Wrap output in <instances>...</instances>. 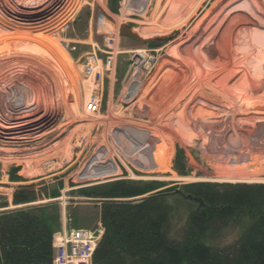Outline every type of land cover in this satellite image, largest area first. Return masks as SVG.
<instances>
[{
    "label": "rangeland",
    "instance_id": "obj_1",
    "mask_svg": "<svg viewBox=\"0 0 264 264\" xmlns=\"http://www.w3.org/2000/svg\"><path fill=\"white\" fill-rule=\"evenodd\" d=\"M213 1L205 0L195 15L190 14L195 2L187 3L181 8V15L174 16L169 12L171 0H81L79 9L60 33L68 43L70 64L62 57L56 63L45 53L19 54L23 65L32 68L28 64L31 61L38 65L33 66V73L19 76V81L32 90L31 108L52 111L54 126L72 122L60 136L31 153L30 165L0 155V204H7L0 211L54 201L60 207L63 229L76 220L80 227L96 230L100 202L81 196L78 190L82 187L116 179L142 186L157 183V189L130 198L135 202L191 183L227 187L264 184V122L258 118L264 114L252 112L256 105L264 111V0H241L232 5L239 8L234 16L244 13L257 29L242 38L248 44L233 45L234 55H224L212 45H207L203 53L192 49L194 59L187 57L184 63L190 84L195 87L194 98L193 92L181 98L172 88L169 68L173 66L165 59L174 55L173 40L183 30L191 29ZM4 14L0 5V19ZM182 16L188 23L179 28L177 25L184 23ZM122 24L154 40L143 44L123 36ZM110 33L115 36V46L113 61L107 69L106 35ZM239 35L237 40L241 39ZM93 54L99 61L93 62L92 72L87 73L84 67ZM221 57V66L213 67L211 63ZM245 69L257 78L256 86L263 84L261 88L257 86L260 90L254 85L248 87L243 80L234 83ZM215 72L220 79L235 75L234 81L229 82L230 90L226 89L225 79H219L217 86L208 84L210 74ZM32 76L37 79H31ZM261 96L263 100L257 99ZM93 97L99 102L95 112L86 105ZM175 100L177 104L172 105ZM188 103L185 113L180 114ZM240 106L247 110L238 112ZM69 112L77 115L74 121ZM121 120L142 130L149 127L157 130L159 126L160 133L151 144L148 142L151 136L124 128L118 123ZM147 143L151 156L142 152L143 144ZM112 152L119 155L118 172L92 175L93 171L111 165ZM156 157L164 160L168 172L159 173ZM145 162H150L151 167L147 168ZM153 168L154 172L148 171ZM23 186L36 192L37 199L15 205L14 194ZM51 191L59 192V196L47 197ZM178 206L169 226L174 238L180 237L185 218L196 204L191 201ZM246 223L243 219L221 225L210 235L212 243L219 247L232 245Z\"/></svg>",
    "mask_w": 264,
    "mask_h": 264
},
{
    "label": "trees",
    "instance_id": "obj_2",
    "mask_svg": "<svg viewBox=\"0 0 264 264\" xmlns=\"http://www.w3.org/2000/svg\"><path fill=\"white\" fill-rule=\"evenodd\" d=\"M191 183L155 193L139 201L157 183L144 186L116 179L82 187L78 193L100 202L103 233L93 264H264V184ZM51 191L47 197L55 198ZM37 199L29 186L20 187L13 204ZM195 202L180 237L170 234L178 205ZM7 207L1 203L0 208ZM247 223L230 246L219 247L210 235L229 221ZM73 228H81L74 220ZM54 202L0 211V264H52L53 235L61 228Z\"/></svg>",
    "mask_w": 264,
    "mask_h": 264
},
{
    "label": "bare ground",
    "instance_id": "obj_3",
    "mask_svg": "<svg viewBox=\"0 0 264 264\" xmlns=\"http://www.w3.org/2000/svg\"><path fill=\"white\" fill-rule=\"evenodd\" d=\"M238 1L241 0H214L191 29L183 30L173 40L174 55L165 59V62L173 66V68H169V75L172 77V88L176 89L177 95H181L179 97L183 98L190 92L194 93L193 98L197 95L194 90L195 87L190 84L188 70L184 63L187 57L188 59H194L191 56L193 48H196L198 53H203L207 45H212V47L216 46L224 55L232 53L234 55L233 45L242 44L243 42L248 44L242 38H247L250 33H254L257 30L252 27L251 21L245 17L244 13L238 12L239 16H234V13L239 8L232 5ZM80 2L81 0H0L1 8L4 13L6 12L0 19V155L13 159L16 158L19 162H27L30 165L32 160L31 153L38 151L42 146L48 145L71 124L72 121L69 120L54 126V113L52 111L31 108L30 99L31 97L33 98L32 90L21 79L19 81V76L21 74H28L29 72L33 73V66L38 65L33 61L28 63L32 68L23 65L25 62L19 58V54L45 53L56 63H59L58 58L62 57L70 64L71 60L67 51L68 43L61 38L60 33L79 9ZM194 2L196 7L193 11H190V14L195 15L203 7L205 0H171L169 12L171 15L179 16L182 12L181 8L184 5ZM182 17L184 23H179L177 25L179 28L188 23V20L184 16ZM237 17H242V20L237 21ZM132 31L137 32L142 38H146L143 33H138L136 30ZM239 34L242 36L240 37L241 39L237 40L240 36ZM244 60L246 61V58ZM222 61L223 58L221 57V59L213 61L211 65L213 67L221 66ZM217 74L219 73L210 74L211 79L208 84L210 86H217L221 79H225L226 89L230 90L232 85L229 82L234 81L232 79L235 75L223 76L220 79ZM31 79L37 78L33 77ZM256 79L255 76L245 69V72L241 76L239 75L234 83L239 84L243 80L248 87L252 88L253 85L256 86L258 83ZM260 85L258 84L257 86L259 88L263 87L262 83ZM257 86L254 88L257 89ZM213 89L216 90L215 88ZM254 94L250 93V95ZM179 97L177 99H180ZM257 99L263 100V96L257 97ZM177 102L175 100L172 105H176ZM188 106L189 103L184 104L180 114L183 115ZM237 110L238 112H245L247 109L240 106ZM252 112L264 114L259 105H256ZM69 113L72 119L76 118V114H73V112ZM213 113L216 112L213 111ZM258 118L264 122V117ZM118 123L124 126V128L127 126L128 129L135 130L136 134L140 133L142 136H151L148 139V142L151 144H154L158 133H160L159 126L156 127L158 128L157 130L154 128V130H151L150 127L142 130L130 124L127 120H121ZM149 143L143 144L142 152L146 151L145 154L151 156L152 152L150 151ZM133 147L139 149L137 145H133ZM158 151L161 153L160 150ZM155 154H152L153 157H155ZM109 157L111 165H107L106 168H100L101 171L99 172L93 171L92 175H105L118 172L116 162L119 161V155L112 152ZM156 158L155 162L160 165L159 173L168 172V166L164 160ZM148 164L149 166H147ZM144 165L147 168L151 167L150 162H145ZM148 171L154 172L155 169ZM209 179L217 181L221 177H209Z\"/></svg>",
    "mask_w": 264,
    "mask_h": 264
},
{
    "label": "built area",
    "instance_id": "obj_4",
    "mask_svg": "<svg viewBox=\"0 0 264 264\" xmlns=\"http://www.w3.org/2000/svg\"><path fill=\"white\" fill-rule=\"evenodd\" d=\"M100 17L103 23V13L100 14ZM111 33L110 35H106L108 49L106 51L105 67L107 69L111 66L114 56L115 36ZM97 61L99 60L96 55H91L85 64V71L91 73L93 70L92 63ZM86 105L88 110L95 112L99 107V102L93 97ZM102 231L103 229L99 225L96 230L63 229L61 232L55 234L53 238L54 256L52 264H93V253Z\"/></svg>",
    "mask_w": 264,
    "mask_h": 264
},
{
    "label": "water",
    "instance_id": "obj_5",
    "mask_svg": "<svg viewBox=\"0 0 264 264\" xmlns=\"http://www.w3.org/2000/svg\"><path fill=\"white\" fill-rule=\"evenodd\" d=\"M120 33L123 36H128V37L132 38L133 40H135L137 42H140V43H143V44H146V43L151 42V41L154 40V39H145V38H142L136 32H133L132 31V28L130 26L125 25V24H122L120 26Z\"/></svg>",
    "mask_w": 264,
    "mask_h": 264
}]
</instances>
